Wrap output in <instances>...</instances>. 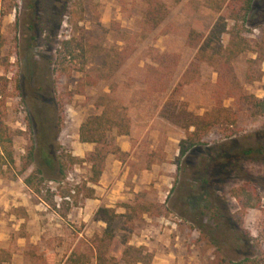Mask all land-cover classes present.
<instances>
[{"label": "rangeland", "instance_id": "obj_1", "mask_svg": "<svg viewBox=\"0 0 264 264\" xmlns=\"http://www.w3.org/2000/svg\"><path fill=\"white\" fill-rule=\"evenodd\" d=\"M164 2L168 16L155 30L144 32L140 0H0V112L12 133H22L12 142L15 167L27 150L35 151L40 144L39 132L51 145L53 167L60 163L66 171L62 177L55 168L36 185L41 196L53 194L55 204L62 199L68 205L61 219L23 184L22 179L39 167L36 156L21 177L10 180V173L0 178V260H8L4 264H12L13 255V264L62 262L78 239L104 227L92 221L91 207L90 215L82 213L85 190L94 189L92 199L114 208L133 199L135 183H143L146 167H154L153 178L136 194L143 202L164 204L168 215L143 216L129 234V245L145 247L153 256L151 264H218L220 259L244 258L262 259L264 264V121L244 109L237 134L210 137L179 155V143L191 129L174 126L158 112L174 88L173 99L187 113L201 115L209 107L215 70L201 63L187 73L195 51L186 46L185 37L193 21L212 25L217 15L204 0ZM252 9L244 34L251 51L231 64L247 94L261 99L264 62L251 69L252 83H245V73L264 30V0H255ZM64 40H72L76 51L63 65L61 78L55 79L52 71ZM228 41L223 35L222 47ZM128 53L114 70L115 56ZM155 61L162 68H156ZM85 76L96 84L57 104L58 96L83 84ZM101 104L130 121L129 136L117 137L112 130L102 148L106 178H113L108 198L97 185L85 184L89 166L79 163L95 148L79 142V127L102 113ZM223 106L235 109L232 99H225ZM67 156L77 161L71 169Z\"/></svg>", "mask_w": 264, "mask_h": 264}, {"label": "trees", "instance_id": "obj_2", "mask_svg": "<svg viewBox=\"0 0 264 264\" xmlns=\"http://www.w3.org/2000/svg\"><path fill=\"white\" fill-rule=\"evenodd\" d=\"M179 1V0H177ZM255 0H204V5L212 11L217 18L210 25L202 21H193L187 28L185 44L195 51L194 61L190 63L188 72H194L198 64L207 63L213 67L216 73V81L210 95V105L201 115L187 113L185 107L176 103L173 99L175 88L164 100L158 116L182 130H190L188 136L179 143V155L183 156L189 149L201 146L213 140L230 138L238 133L239 115L244 109L252 112L256 117L264 121V95L257 99L247 94L242 84L237 80L231 62L239 55L251 51L248 39L245 37V25L253 16L252 5ZM142 5L141 29L144 32L155 30L168 16L169 9L164 0H140ZM71 6H74L71 4ZM230 24V26H229ZM228 35L229 41L226 47H222L221 38ZM257 50L253 51L255 59L248 60V69L245 73V83L254 81L251 69L257 64L264 62V30L257 44ZM76 48L72 46V40H64L59 43V59L56 60L52 74L55 79L61 78L63 65L67 60L73 59ZM83 51V50H82ZM128 54H117L111 61V66L117 70ZM156 68H162L160 61H155ZM153 68V67H150ZM195 68V69H194ZM167 72L170 71L166 67ZM171 73V72H170ZM169 74H167L168 76ZM2 80V79H1ZM4 81V79H3ZM83 84H77L73 91L58 96L57 104L63 105L64 98L70 99L79 95L84 86H93L96 81L88 76L84 77ZM168 88L163 89V93ZM225 99H232L235 109L223 106ZM2 102H0V108ZM100 106L104 107L103 104ZM115 130L117 137H127L130 134L129 119L118 113L113 107L105 105L99 116L89 117L82 123L78 130L79 142L83 144H94L93 152L79 163H86L89 166L90 176L85 184L96 186L101 179L105 169L106 154L102 152L106 145L107 133ZM22 133H12L4 121V115L0 112V178H7L12 173L11 179L21 177L31 167L35 156L39 167L22 179L23 184L36 197L39 198L48 208L65 219L68 213V206L62 201L61 207L56 208L53 201L54 195L41 196L36 182H43L55 168L60 176H64L65 168L59 163L53 167L55 159L47 143L38 132L40 144L35 151L27 150L25 156L21 157L20 166L15 167V160L12 151L13 138ZM24 134V133H23ZM118 153H121L116 149ZM67 166L71 169L77 161L69 156L66 157ZM77 195L79 190H77ZM93 189H86L82 195L84 199H92ZM122 210L117 213L116 209ZM150 218L167 217V209L164 204L146 203L140 200L135 194L131 201L117 203L114 208L99 207L92 216V221L101 223L104 227L98 234L89 238L77 240L73 249L68 253L62 262L54 263L47 261L44 264H151L152 254L143 246L129 245V234L134 224L142 220L143 216ZM220 253V248H219ZM43 261V258H39ZM262 259L244 258L239 261H225L220 259L218 264H261ZM8 260H0V264Z\"/></svg>", "mask_w": 264, "mask_h": 264}, {"label": "crops", "instance_id": "obj_3", "mask_svg": "<svg viewBox=\"0 0 264 264\" xmlns=\"http://www.w3.org/2000/svg\"><path fill=\"white\" fill-rule=\"evenodd\" d=\"M123 150H126V149H124L123 148ZM151 171V172H150ZM152 171H154V167H146L143 171H142V175H143V179H144V181H143V183H141V182H139L140 180L139 179H137V182L135 183V188H134V190H133V193H137V191L141 188V186H144L145 184H149L150 182H151V180H152V178H153V173H152ZM107 173H108V171H107V169H105L104 170V172H103V174H102V176H101V179L99 180V182H98V184H97V186H96V190H99L103 195H104V193H107V195L105 196V198H108V197H111V195H109V192L110 191H112V183H113V178L111 179V180H107V178H106V176H107ZM115 173H113V175H114ZM138 177H140V176H138ZM137 177V178H138ZM141 184H143V185H141ZM94 190V189H93ZM108 191V192H107ZM113 192V191H112ZM103 203H104V200H99V199H85V204H86V208H85V210L83 211L82 209H79V211H81L82 210V213L84 214V215H87L88 213H89V215H90V212H88V207H91V211H92V209H93V213L95 212V210L96 209H98L99 207H106V208H113L112 206H110V205H106V204H104L103 205ZM33 237H30L29 239H32ZM23 243H22V245H19V246H21L22 248L24 247V245H25V241H24V239L23 240H21ZM29 242H31V241H29ZM14 260H15V255H13L12 256V258H11V262H12V264L14 263ZM2 264H4V263H2Z\"/></svg>", "mask_w": 264, "mask_h": 264}, {"label": "built area", "instance_id": "obj_4", "mask_svg": "<svg viewBox=\"0 0 264 264\" xmlns=\"http://www.w3.org/2000/svg\"><path fill=\"white\" fill-rule=\"evenodd\" d=\"M74 192H72V194H73ZM64 200H68L67 198L66 199H64ZM62 201V199H57V201H56V207L58 208L59 207V203Z\"/></svg>", "mask_w": 264, "mask_h": 264}]
</instances>
